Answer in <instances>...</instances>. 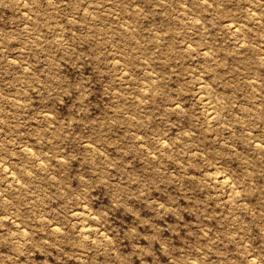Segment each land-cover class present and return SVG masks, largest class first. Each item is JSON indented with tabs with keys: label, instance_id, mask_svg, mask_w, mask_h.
<instances>
[{
	"label": "rangeland",
	"instance_id": "obj_1",
	"mask_svg": "<svg viewBox=\"0 0 264 264\" xmlns=\"http://www.w3.org/2000/svg\"><path fill=\"white\" fill-rule=\"evenodd\" d=\"M0 264H264V0H0Z\"/></svg>",
	"mask_w": 264,
	"mask_h": 264
},
{
	"label": "bare ground",
	"instance_id": "obj_2",
	"mask_svg": "<svg viewBox=\"0 0 264 264\" xmlns=\"http://www.w3.org/2000/svg\"><path fill=\"white\" fill-rule=\"evenodd\" d=\"M231 21V20H230ZM243 23V22H242ZM230 26V25H229ZM243 41V40H242ZM243 44V43H242ZM208 101H209V99H208ZM211 102V101H210ZM208 103V102H207ZM214 104V103H213ZM209 107H211V106H209ZM208 108V107H207ZM212 109V108H211ZM215 109H213V111H214ZM212 111V112H213ZM214 114H216V113H214ZM208 115V114H207ZM213 115V114H212ZM210 119V118H209ZM211 120H212V118H211ZM32 150V149H31ZM31 152V151H30ZM32 153V152H31ZM13 174V173H12ZM218 176V175H217ZM221 177V176H220ZM222 178V177H221ZM224 178V177H223ZM222 178V181H224L225 179H223ZM220 180V179H219ZM227 180V179H226ZM18 182V181H17ZM220 186V185H219ZM88 212V211H87ZM86 214V213H85ZM86 225V224H85ZM86 227V226H85Z\"/></svg>",
	"mask_w": 264,
	"mask_h": 264
}]
</instances>
